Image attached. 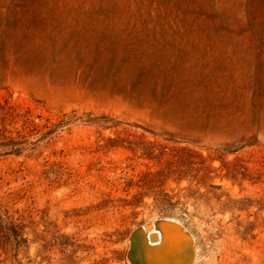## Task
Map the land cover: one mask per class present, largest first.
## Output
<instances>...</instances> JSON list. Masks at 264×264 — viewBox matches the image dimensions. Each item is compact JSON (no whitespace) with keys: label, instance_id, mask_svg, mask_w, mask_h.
Here are the masks:
<instances>
[{"label":"rangeland","instance_id":"1","mask_svg":"<svg viewBox=\"0 0 264 264\" xmlns=\"http://www.w3.org/2000/svg\"><path fill=\"white\" fill-rule=\"evenodd\" d=\"M171 239L264 264V0H0V264Z\"/></svg>","mask_w":264,"mask_h":264},{"label":"water","instance_id":"2","mask_svg":"<svg viewBox=\"0 0 264 264\" xmlns=\"http://www.w3.org/2000/svg\"><path fill=\"white\" fill-rule=\"evenodd\" d=\"M174 227H175L174 229H176L178 231V233L181 234V236H183L181 231L178 229V227H176V226H174ZM171 228L173 229V225H168L164 229H167L168 231H170ZM140 242H141L140 244H141V247H142V244L144 242H142V241H140ZM176 242L178 244V248L177 249H179V246H181L180 245L181 243H179L178 241H176ZM172 243L173 242H170V244H167L168 246L167 245H165V246L159 245V248H158L159 250L157 252L158 253L157 257L159 258L161 264H173V245H172ZM187 253L188 252L186 251V254ZM175 260H176V257H175Z\"/></svg>","mask_w":264,"mask_h":264},{"label":"bare ground","instance_id":"3","mask_svg":"<svg viewBox=\"0 0 264 264\" xmlns=\"http://www.w3.org/2000/svg\"><path fill=\"white\" fill-rule=\"evenodd\" d=\"M153 231V230H152ZM158 232H159V236H158V238L157 239H154V238H151V241L152 242H156V241H158V240H163V233L161 232V231H159V230H157ZM150 233H152V232H150ZM149 236V235H148ZM173 239H171L170 241H172ZM161 242V241H160ZM159 242V243H160ZM173 242V241H172ZM157 244H158V242H157ZM162 244V243H161Z\"/></svg>","mask_w":264,"mask_h":264},{"label":"crops","instance_id":"4","mask_svg":"<svg viewBox=\"0 0 264 264\" xmlns=\"http://www.w3.org/2000/svg\"><path fill=\"white\" fill-rule=\"evenodd\" d=\"M176 256H177V253L176 252H173V259H175Z\"/></svg>","mask_w":264,"mask_h":264}]
</instances>
